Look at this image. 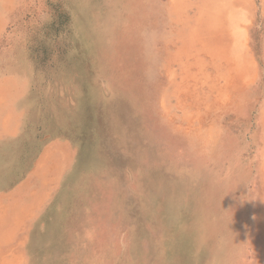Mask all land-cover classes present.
<instances>
[{
	"label": "rangeland",
	"instance_id": "1",
	"mask_svg": "<svg viewBox=\"0 0 264 264\" xmlns=\"http://www.w3.org/2000/svg\"><path fill=\"white\" fill-rule=\"evenodd\" d=\"M0 73L74 147L0 264H264V0H0Z\"/></svg>",
	"mask_w": 264,
	"mask_h": 264
},
{
	"label": "crops",
	"instance_id": "2",
	"mask_svg": "<svg viewBox=\"0 0 264 264\" xmlns=\"http://www.w3.org/2000/svg\"><path fill=\"white\" fill-rule=\"evenodd\" d=\"M42 92L27 75L0 73V238L6 240L12 227L37 217L74 149L63 135L50 134L49 97Z\"/></svg>",
	"mask_w": 264,
	"mask_h": 264
}]
</instances>
